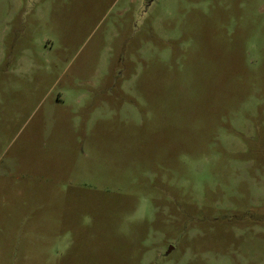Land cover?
I'll return each mask as SVG.
<instances>
[{
	"label": "rangeland",
	"instance_id": "obj_1",
	"mask_svg": "<svg viewBox=\"0 0 264 264\" xmlns=\"http://www.w3.org/2000/svg\"><path fill=\"white\" fill-rule=\"evenodd\" d=\"M0 264H264V0H0Z\"/></svg>",
	"mask_w": 264,
	"mask_h": 264
}]
</instances>
